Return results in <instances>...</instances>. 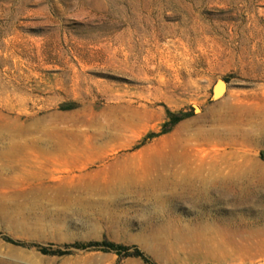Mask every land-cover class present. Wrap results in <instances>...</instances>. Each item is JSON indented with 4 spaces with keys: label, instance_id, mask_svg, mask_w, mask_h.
I'll return each instance as SVG.
<instances>
[{
    "label": "rangeland",
    "instance_id": "obj_1",
    "mask_svg": "<svg viewBox=\"0 0 264 264\" xmlns=\"http://www.w3.org/2000/svg\"><path fill=\"white\" fill-rule=\"evenodd\" d=\"M5 237L264 264V0H0V264H149Z\"/></svg>",
    "mask_w": 264,
    "mask_h": 264
},
{
    "label": "trees",
    "instance_id": "obj_2",
    "mask_svg": "<svg viewBox=\"0 0 264 264\" xmlns=\"http://www.w3.org/2000/svg\"><path fill=\"white\" fill-rule=\"evenodd\" d=\"M167 116L171 117V119L169 121H165L164 126L168 125V128H169V126H171L172 124H174L175 122L183 118L184 115H176L170 111H167ZM165 130H167V128L164 129L163 131ZM5 239L14 244H18V245L35 246L38 250H40L43 253L64 254V253L69 252L68 247L72 246L75 248L102 249L105 251H113L117 254H123L125 256H136L142 259L146 263H149V264L152 263L149 257L136 245L129 246L126 244H122V243H118V242H114V241L106 240V239L77 241V242H73L71 244L65 245L66 247L65 249H62L60 247L51 248L50 246L40 245V244H35V243H25L23 241L15 240L10 237H5ZM130 248H133V249H130Z\"/></svg>",
    "mask_w": 264,
    "mask_h": 264
},
{
    "label": "water",
    "instance_id": "obj_3",
    "mask_svg": "<svg viewBox=\"0 0 264 264\" xmlns=\"http://www.w3.org/2000/svg\"><path fill=\"white\" fill-rule=\"evenodd\" d=\"M216 82H221L222 83L223 91L220 94H218V92L215 89ZM225 88H226V81L223 78H220V77L216 78L215 83L212 85V88H211V96H210V98L211 99L219 98L223 94Z\"/></svg>",
    "mask_w": 264,
    "mask_h": 264
},
{
    "label": "bare ground",
    "instance_id": "obj_4",
    "mask_svg": "<svg viewBox=\"0 0 264 264\" xmlns=\"http://www.w3.org/2000/svg\"><path fill=\"white\" fill-rule=\"evenodd\" d=\"M222 85V83L221 82H216V84H215V89H216V87L218 86V85ZM217 91V90H216ZM218 94H220V93H218ZM246 174V173H245ZM233 175V174H232ZM189 177V176H188ZM231 179V178H230ZM220 181V180H219ZM214 184V183H213ZM219 185V186H218ZM217 186L219 187V188H222V190H226L227 188H229L230 186H229V184L227 183V179H226V177H225V179H224V181H222V183L220 182V183H218L217 184ZM200 187H208V186H206L205 185V183L204 184H202L201 183V185H200ZM205 190V189H204ZM229 190V189H228ZM192 196V195H191ZM203 196V195H202Z\"/></svg>",
    "mask_w": 264,
    "mask_h": 264
}]
</instances>
